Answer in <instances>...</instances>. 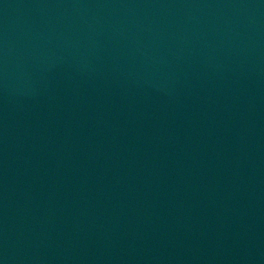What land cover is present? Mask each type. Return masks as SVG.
I'll use <instances>...</instances> for the list:
<instances>
[{"label":"water","instance_id":"obj_1","mask_svg":"<svg viewBox=\"0 0 264 264\" xmlns=\"http://www.w3.org/2000/svg\"><path fill=\"white\" fill-rule=\"evenodd\" d=\"M0 264H264V0H0Z\"/></svg>","mask_w":264,"mask_h":264}]
</instances>
